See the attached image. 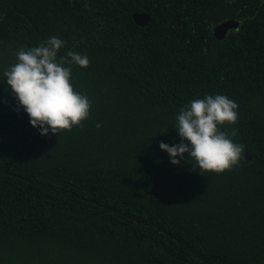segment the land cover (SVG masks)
<instances>
[{
    "label": "trees",
    "instance_id": "trees-1",
    "mask_svg": "<svg viewBox=\"0 0 264 264\" xmlns=\"http://www.w3.org/2000/svg\"><path fill=\"white\" fill-rule=\"evenodd\" d=\"M53 35L90 116L42 136L0 84V264H264V0H0V73ZM205 94L251 155L219 174L159 148Z\"/></svg>",
    "mask_w": 264,
    "mask_h": 264
},
{
    "label": "clouds",
    "instance_id": "clouds-1",
    "mask_svg": "<svg viewBox=\"0 0 264 264\" xmlns=\"http://www.w3.org/2000/svg\"><path fill=\"white\" fill-rule=\"evenodd\" d=\"M66 41L53 35L37 46L20 49L15 62L0 73V84L28 115L30 124L47 135L80 126L90 116L91 101L74 89L72 66L87 68L89 57L77 51L59 56ZM238 104L226 95L205 94L181 107L175 117L178 143L159 144L173 165L190 157L200 173H223L238 166L245 147L234 141L237 130L221 131L238 120ZM100 125L97 124V128Z\"/></svg>",
    "mask_w": 264,
    "mask_h": 264
},
{
    "label": "water",
    "instance_id": "water-1",
    "mask_svg": "<svg viewBox=\"0 0 264 264\" xmlns=\"http://www.w3.org/2000/svg\"><path fill=\"white\" fill-rule=\"evenodd\" d=\"M132 18L134 22L139 26H145L149 21V17L145 13H135L133 14ZM236 28H237V23L234 21L223 22L214 28L213 35L217 39L221 40L229 30H233ZM245 159L246 160L251 159V155L248 153L247 150H245Z\"/></svg>",
    "mask_w": 264,
    "mask_h": 264
}]
</instances>
